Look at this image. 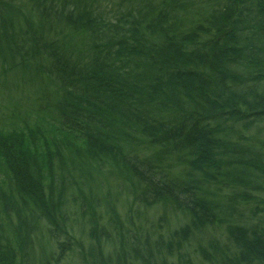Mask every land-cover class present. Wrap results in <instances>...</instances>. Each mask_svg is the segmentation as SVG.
Returning a JSON list of instances; mask_svg holds the SVG:
<instances>
[{
	"label": "trees",
	"instance_id": "16d2710c",
	"mask_svg": "<svg viewBox=\"0 0 264 264\" xmlns=\"http://www.w3.org/2000/svg\"><path fill=\"white\" fill-rule=\"evenodd\" d=\"M263 121L264 0H0V264H264Z\"/></svg>",
	"mask_w": 264,
	"mask_h": 264
},
{
	"label": "rangeland",
	"instance_id": "374dc122",
	"mask_svg": "<svg viewBox=\"0 0 264 264\" xmlns=\"http://www.w3.org/2000/svg\"><path fill=\"white\" fill-rule=\"evenodd\" d=\"M17 84V78L14 76H9L8 78H5L3 80V85L7 86V89L4 90L3 96L6 98H20L22 94L24 95L29 93V88L24 87V90H19L16 91L14 89V85ZM264 122V121H263ZM262 122V123H263ZM264 124V123H263ZM264 133V132H263ZM80 208V207H79ZM124 208H120V212H123ZM115 210V209H114ZM154 211V210H153ZM81 212V211H80ZM79 209L77 212H69L67 214L69 224L66 228V234L68 236H73L75 238L76 243L81 246L83 250H85V247L87 249L89 245V240H88V232L89 228L93 226H90L87 222H84L85 220L82 219L80 216ZM151 212V211H150ZM110 215L112 214L111 211H109ZM154 217V214L151 215ZM153 220V219H152ZM36 232V231H35ZM55 232V231H53ZM97 235V233H95ZM59 237V240L61 243H63L67 237L64 235H61V233L54 234L52 236V233L48 232L46 229H41L40 232L36 233V238L34 237L35 240L32 239L31 244H28V250H31L32 252L30 253V261L27 259V261L33 263V264H38V263H45V264H79L78 257L76 253L72 252L71 250L67 252V250L63 251L62 256L59 255V250H57V246L55 242H53V238ZM97 238V237H96ZM100 239V238H98ZM96 243H98L96 240H94ZM94 247L97 248V245L95 243ZM99 246H100V241H99ZM78 249V247H74V250ZM27 252V251H26ZM30 252V251H29ZM27 264H29L27 262Z\"/></svg>",
	"mask_w": 264,
	"mask_h": 264
}]
</instances>
